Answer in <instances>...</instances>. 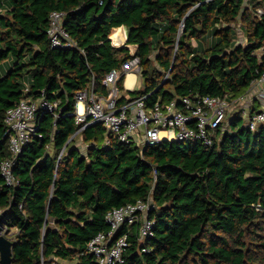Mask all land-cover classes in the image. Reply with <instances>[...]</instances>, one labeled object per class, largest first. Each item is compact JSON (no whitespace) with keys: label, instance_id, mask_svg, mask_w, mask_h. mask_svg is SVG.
<instances>
[{"label":"trees","instance_id":"1","mask_svg":"<svg viewBox=\"0 0 264 264\" xmlns=\"http://www.w3.org/2000/svg\"><path fill=\"white\" fill-rule=\"evenodd\" d=\"M251 2L264 10V0ZM54 10L65 13L75 47L51 46ZM124 26L142 67V88L130 94H148L149 105L177 95L237 97L264 73V14L246 9L245 0H0V166L9 156L6 111L24 97L61 101L58 118L38 111L42 136L17 157V184L7 185L0 170L13 264H98L87 244L109 230L107 212L148 197L156 204L154 234L142 242L133 233L123 264H264V125L241 126L237 112L211 146L163 142L141 151L118 140L104 145L106 129L95 124L81 132L91 145L85 153L70 143L59 157L79 129L69 114L77 93L93 78L105 92V73L130 56L110 39ZM174 49V68L159 87L151 56L158 51L159 68L169 71Z\"/></svg>","mask_w":264,"mask_h":264},{"label":"built area","instance_id":"2","mask_svg":"<svg viewBox=\"0 0 264 264\" xmlns=\"http://www.w3.org/2000/svg\"><path fill=\"white\" fill-rule=\"evenodd\" d=\"M256 14L259 17L263 15V8L258 7ZM64 15L63 11L58 10L50 14L48 36L52 47L76 46V42L63 27ZM183 27L184 24H181V31ZM243 37L247 42V37ZM110 39L116 47L126 46L130 56L120 67H113L105 73L102 79L105 92L96 89L93 78L87 88L77 93L75 108L69 113L75 117L79 126L75 135L100 122L108 133L104 145L118 140L133 144L143 151L146 147L176 141L201 142L205 146H211L220 140L231 118L237 113L231 114V109L242 110V118L246 116V126L252 131L264 125V73L255 77L248 90L237 97L232 98L230 94L177 95L166 101L159 97L149 105L148 94L133 97L127 92L130 88L126 85L128 76L134 75L136 81L139 77L142 78L137 45L127 44V39L117 41L111 35ZM122 76L124 88L120 85ZM60 103L59 99L49 100L44 96L39 99L24 97L6 111L9 156L2 161L0 170L7 185L17 184L13 168L23 147L34 135L42 136L38 111L51 113L54 118H58ZM89 146L91 145H86ZM154 208V199L148 197L109 210L105 216L109 230L97 233L88 242L87 252L93 255L98 264H123L133 233L142 242L153 236L155 220L150 218V213Z\"/></svg>","mask_w":264,"mask_h":264},{"label":"rangeland","instance_id":"3","mask_svg":"<svg viewBox=\"0 0 264 264\" xmlns=\"http://www.w3.org/2000/svg\"><path fill=\"white\" fill-rule=\"evenodd\" d=\"M245 7H246V9H249V10H252L254 13H256V8H254V4L251 2V0H245ZM243 23H242V20H239V24H237L236 23V25H234V26H236L238 29V31H239V33L240 34H238L239 36H238V40H240V41H238V43H242V44H245L246 42L244 41V37H243V35L244 36H246L247 35V32H246V27H245V25H242ZM123 31V32H122ZM122 31H121V34H122V36L121 35H119V33L118 32H114V30H113V33H112V36H113V38H117V39H121V40H124L123 38H125L126 37V31H125V28L124 29H122ZM120 37V38H119ZM197 44V42H196V40H194V39H191V45L194 47L195 45ZM206 45H208L207 44V42H206ZM157 53H158V51H154L153 52V54H152V63H153V65L156 67V68H158L159 70H160V76H161V78H163V80L165 79L166 80V78H168L169 77V75H170V72L169 71H166L165 69H163V68H159V65H158V63H157V61H156V55H157ZM177 53H178V50L177 49H174L173 51H172V53H171V61H172V63L173 64H175V62H176V60H177ZM173 68H174V66H173ZM142 85H143V79L142 78H140L139 77V79H138V81H136V83H135V89L136 90H140L141 88H142ZM256 108L257 109H259V106H256ZM242 110H237V111H235V109H231V110H229V112L232 114V113H235V112H239V113H241V114H243V116H244V113L243 112H241ZM240 122H241V126H246V122H247V119H246V116L242 119V120H240ZM82 134L81 133H79L78 135H77V140L79 141V144H78V147L80 148V151L81 152H83V153H85L86 152V149H87V147H86V144H84V141H83V139H82ZM77 145V144H76ZM61 262V264H67V261H60ZM75 263H76V261H74Z\"/></svg>","mask_w":264,"mask_h":264},{"label":"water","instance_id":"4","mask_svg":"<svg viewBox=\"0 0 264 264\" xmlns=\"http://www.w3.org/2000/svg\"><path fill=\"white\" fill-rule=\"evenodd\" d=\"M181 32V30H180ZM174 64L172 63L171 68L169 70V72L171 73L172 69H173ZM165 79L163 80V82L160 84L159 87L163 86ZM97 124H100L97 123ZM7 134H6V139H7ZM71 139H69L65 145H68V143L70 142ZM177 142V141H176ZM59 163V161H58ZM3 216L0 215V264H13V249L15 247V243L10 240L6 235H5V227L4 224L2 222Z\"/></svg>","mask_w":264,"mask_h":264},{"label":"crops","instance_id":"5","mask_svg":"<svg viewBox=\"0 0 264 264\" xmlns=\"http://www.w3.org/2000/svg\"><path fill=\"white\" fill-rule=\"evenodd\" d=\"M125 27V26H124ZM121 31H122V29H121ZM121 31L119 32V35H121L122 36V34H121ZM125 31H126V37L125 38H123L124 40L125 39H127L128 38V32H127V28L125 27ZM123 32V31H122ZM117 39V38H116ZM117 41H122L121 39L119 40V39H117ZM137 81H138V79H137ZM136 82V78H135V76L133 75V77H132V75H130V76H128L127 77V79H126V85L128 86V87H130V88H128V93L130 94V91H133V90H136L135 88H133V85H134V83ZM131 95V94H130ZM132 96V95H131ZM79 134V133H78ZM78 134H74V136H72L70 139H72V141L70 140V142L68 143V145L70 144V143H72V146L73 147H78V144H79V141L77 140V135ZM107 132H105V138H104V141H103V143L105 144V140H106V138L108 137L107 136ZM82 137V136H81ZM75 138V140H73ZM83 139V138H82ZM77 144V145H76ZM85 144V143H84ZM67 145V146H68ZM66 146V147H67ZM79 148V147H78ZM65 147H64V149L61 151V153L62 152H64L65 151ZM80 149V148H79ZM61 153H60V155H61ZM63 154V153H62ZM60 157V156H59ZM64 261H67V264H77V259H74V260H64ZM74 261H76V263L74 262Z\"/></svg>","mask_w":264,"mask_h":264},{"label":"bare ground","instance_id":"6","mask_svg":"<svg viewBox=\"0 0 264 264\" xmlns=\"http://www.w3.org/2000/svg\"><path fill=\"white\" fill-rule=\"evenodd\" d=\"M120 31H121V30H118V31H116V32H118V33H119ZM111 36H112V35H111ZM112 37H113V36H112ZM119 38H120V37H119ZM131 75H132V74H131ZM132 77H133V75H132Z\"/></svg>","mask_w":264,"mask_h":264}]
</instances>
